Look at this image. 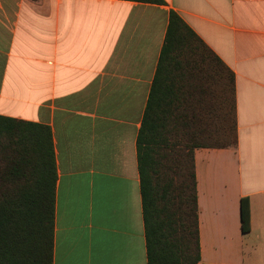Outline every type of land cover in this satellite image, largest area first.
Wrapping results in <instances>:
<instances>
[{
  "label": "crops",
  "instance_id": "1",
  "mask_svg": "<svg viewBox=\"0 0 264 264\" xmlns=\"http://www.w3.org/2000/svg\"><path fill=\"white\" fill-rule=\"evenodd\" d=\"M162 1L0 0V116L52 144V264H147L136 138L170 12L233 74L235 145L193 151L199 263L264 264V0ZM211 63L205 112L231 97Z\"/></svg>",
  "mask_w": 264,
  "mask_h": 264
},
{
  "label": "trees",
  "instance_id": "2",
  "mask_svg": "<svg viewBox=\"0 0 264 264\" xmlns=\"http://www.w3.org/2000/svg\"><path fill=\"white\" fill-rule=\"evenodd\" d=\"M212 61L225 70L226 87L230 78L229 127L218 103L200 114L204 119L195 110V77L205 75ZM224 132L230 137L222 142ZM235 143L233 74L170 12L136 138L147 264H200L193 151ZM54 185L47 127L0 116V264H52ZM239 214L247 233V198L240 200Z\"/></svg>",
  "mask_w": 264,
  "mask_h": 264
},
{
  "label": "rangeland",
  "instance_id": "3",
  "mask_svg": "<svg viewBox=\"0 0 264 264\" xmlns=\"http://www.w3.org/2000/svg\"><path fill=\"white\" fill-rule=\"evenodd\" d=\"M228 93H229L228 90H226V101H225V104L224 105H221V106H219V108H217L218 113L220 112V113H224L225 114V125L227 127L230 126V111H231V107H230L231 99H230V96H229ZM195 110L198 112L199 117L202 118V119H204L205 115H200V114L205 113V110L204 109H199V107H196ZM229 137H230V133L226 136V132H224V133H222L220 135V140L222 142H224V141H227V139Z\"/></svg>",
  "mask_w": 264,
  "mask_h": 264
}]
</instances>
